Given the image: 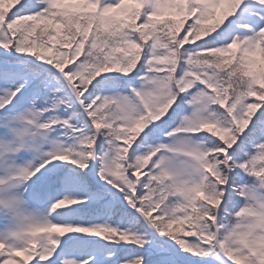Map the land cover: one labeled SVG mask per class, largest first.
<instances>
[{
	"label": "snow or ice",
	"instance_id": "6c2138e0",
	"mask_svg": "<svg viewBox=\"0 0 264 264\" xmlns=\"http://www.w3.org/2000/svg\"><path fill=\"white\" fill-rule=\"evenodd\" d=\"M0 264H264V0H0Z\"/></svg>",
	"mask_w": 264,
	"mask_h": 264
}]
</instances>
